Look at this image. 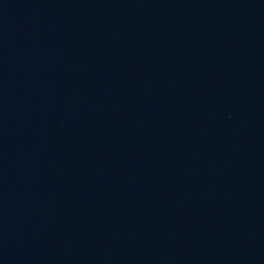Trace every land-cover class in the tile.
Here are the masks:
<instances>
[{
	"label": "water",
	"instance_id": "95a60500",
	"mask_svg": "<svg viewBox=\"0 0 264 264\" xmlns=\"http://www.w3.org/2000/svg\"><path fill=\"white\" fill-rule=\"evenodd\" d=\"M0 264H264V0H0Z\"/></svg>",
	"mask_w": 264,
	"mask_h": 264
}]
</instances>
